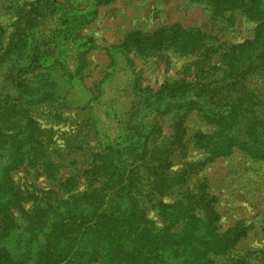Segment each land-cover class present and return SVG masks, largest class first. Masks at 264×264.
<instances>
[{
	"label": "rangeland",
	"instance_id": "1",
	"mask_svg": "<svg viewBox=\"0 0 264 264\" xmlns=\"http://www.w3.org/2000/svg\"><path fill=\"white\" fill-rule=\"evenodd\" d=\"M229 17L215 16L205 0H0V95L12 84V76L15 88L22 91L7 112L11 116L5 128L22 132L17 130L22 121L28 128L39 127L32 129L34 141L26 146L25 162L13 172L15 183L35 195L23 194V208L11 210L17 223L48 227V215L54 212L48 202L87 193L88 200L59 207L74 217L65 223H76L70 239L75 264L87 262L77 245L93 218L83 214L99 203L108 213L111 204L110 189L104 190L109 179L93 169L97 164L99 170L105 148L109 153L108 143H117L120 168L127 167L128 173L132 169L137 178L134 192L146 223L167 228L164 204L183 200L189 204L188 213L209 218L217 232L238 224L247 227L231 252L215 256L212 264L237 258L263 264L264 75H252L244 67L232 77L225 72L229 69L222 56L233 44L253 38L258 22L238 11ZM176 23L208 35L204 48L181 52L137 40ZM212 45L219 49L209 59L205 50ZM227 77L238 78L228 87L239 102L233 118L213 122L198 109L157 110L166 101L168 86H211ZM4 132L0 131V146L7 139ZM42 147L46 150L38 152ZM109 155L114 162L118 158ZM42 162L47 172L39 165L32 168ZM86 169L92 173H84ZM26 211L32 213L28 219ZM187 221L182 217L171 231ZM116 228L124 232L125 227ZM21 231H12V247L16 239L22 242ZM124 239L117 250L132 252Z\"/></svg>",
	"mask_w": 264,
	"mask_h": 264
},
{
	"label": "trees",
	"instance_id": "2",
	"mask_svg": "<svg viewBox=\"0 0 264 264\" xmlns=\"http://www.w3.org/2000/svg\"><path fill=\"white\" fill-rule=\"evenodd\" d=\"M205 1L217 17H224L229 13V18H231L233 13L238 11L250 20L258 22L253 38L233 44L231 48H228V51L222 54L223 58H226L225 65L229 69H226L225 72H230L233 77L235 72L239 74L244 67H247V73L264 75V0ZM101 2L103 0H99V3ZM130 37L131 34L128 39ZM144 39H148L150 43H146ZM207 39H209L208 35L199 30H186L176 23L163 26L152 34L139 36L137 40L152 48L172 46L181 52L195 53L202 47L204 48V40ZM217 49H219L218 46L214 45L207 47L205 56L210 59L212 52ZM12 70L9 67V73H12ZM15 78L16 76H12L10 80L12 84L3 91L4 95H0V131H5L7 138L0 146V264H75L77 254L76 250L73 252L74 245H71L74 240L70 239H73L71 235L75 230L73 227L76 223H65L73 221L74 217H67L66 211L61 213L59 207L60 205L68 207V204L69 206L80 204L83 200H88L87 193H74L69 195L66 200L62 198L55 199V203L48 202L49 208L54 210L52 216L48 215L52 222L48 227L37 226L36 223H27L26 226L19 225L16 218L11 215L13 208H23L21 203L27 200L23 194L31 193V197H35L32 192L20 188L15 183L13 172L25 162V157L28 154L26 146L34 141L32 129L39 128L37 125L28 128L25 125L27 121L25 123L22 121L17 129L22 132H9L10 128H5V122L9 121L11 116L7 112L12 107L14 109V102L18 101L14 98L19 97L22 92L20 88H15L17 85L16 80L14 81ZM235 81L237 82L238 78L235 80L227 77V79L219 78V82L211 86L199 87L190 86V84L174 88L168 86L164 93L166 101L157 110L162 108L164 111L161 112H170L184 107L188 110L198 109L208 120L224 122V119H228L230 116L233 118L234 112L237 111L235 106L239 105V102L237 100L235 102L231 97L234 89H228L231 84L236 83ZM161 98L162 96L158 98L160 104ZM107 147L109 153H107V148H105L104 156L98 153L101 155L99 170L97 164L93 170L98 176L105 177L106 181L109 179L103 188L104 190L110 189L109 210L113 212L106 213L99 203L97 207L95 206L91 211L83 214L88 219L92 217L93 221L86 223L84 236L77 245V249L80 250L79 255L83 254L80 258L83 257V260H87L84 263L80 261L82 264H212L215 256L230 253L240 238L246 234L247 227L239 224L225 232H217L219 228L209 218L207 220V217L200 218L194 212L188 213L189 204L183 200H178L174 206L164 204L163 211L170 221L167 228L151 227L149 223H146L145 214L139 204L140 199L134 192L137 178L132 173L133 170L131 169V172L128 173L127 167L126 169L120 168L122 159L118 154L120 149L117 143L115 145L108 143ZM42 150L46 149L42 147L38 152ZM110 153L116 154L119 159L115 158L114 162ZM2 159L6 160L3 162ZM93 162L96 163L97 158ZM36 165L47 172L45 162L36 163L31 167L35 168ZM91 170L86 169L84 173H92ZM42 173L45 174L44 171ZM77 184L78 181H75L74 185L77 186ZM77 196L80 198L78 199ZM211 202L208 200L206 204L211 205ZM210 207L212 210L213 205ZM77 208L76 210H80V207ZM114 208L117 209L116 212ZM212 213L218 219L217 212L212 211ZM31 214L27 212L26 218L28 219ZM35 215L32 217L39 223L40 217ZM182 217L187 218V223H184L178 231H171ZM30 221L32 220L30 219ZM116 225H123L125 233L118 230ZM15 228L22 229V236L20 235L22 242L18 243L16 239L12 247L14 240L10 235ZM40 234H43L42 239L39 237ZM124 237L132 245L133 251L130 253L117 250L125 240ZM262 258L264 259V251ZM136 260H142V262ZM151 260L155 261L151 262ZM226 264H248V262L244 258H237Z\"/></svg>",
	"mask_w": 264,
	"mask_h": 264
}]
</instances>
